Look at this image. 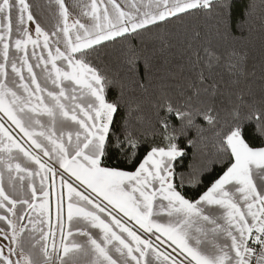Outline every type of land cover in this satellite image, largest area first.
<instances>
[{"label":"snow or ice","instance_id":"obj_1","mask_svg":"<svg viewBox=\"0 0 264 264\" xmlns=\"http://www.w3.org/2000/svg\"><path fill=\"white\" fill-rule=\"evenodd\" d=\"M53 3L48 27L39 4L0 0V264H264V146L246 139L239 112L221 139L226 166L189 198L183 174L176 180L177 133L197 116L214 123L213 110L166 101L165 143L138 158L134 131L113 130L118 101L88 59L104 42L211 11L213 0ZM247 119L264 136V112ZM113 145L130 168L111 162Z\"/></svg>","mask_w":264,"mask_h":264},{"label":"trees","instance_id":"obj_2","mask_svg":"<svg viewBox=\"0 0 264 264\" xmlns=\"http://www.w3.org/2000/svg\"><path fill=\"white\" fill-rule=\"evenodd\" d=\"M213 2L211 11H193L160 27L125 34L95 46L88 57L106 76V98L118 101L113 130L121 139L126 124L134 131L138 158L150 146L165 143L158 114L164 115L160 106L166 101L186 105L185 110H213L214 123L197 116V127L177 133L175 143L184 155L174 162L176 180L183 174L182 191L189 198L205 191L226 166L221 139L237 112L246 139L264 146L256 120L247 119L264 112V0ZM169 119L180 128L175 116ZM109 154L112 163L130 168L115 145Z\"/></svg>","mask_w":264,"mask_h":264},{"label":"crops","instance_id":"obj_3","mask_svg":"<svg viewBox=\"0 0 264 264\" xmlns=\"http://www.w3.org/2000/svg\"><path fill=\"white\" fill-rule=\"evenodd\" d=\"M71 2V3H75L76 0H66V3ZM118 3L121 4L122 7H125V10H128L126 5L130 4L132 2V0H117ZM29 3L31 4H39L40 8L36 9L33 8V12L34 15H36L38 18L41 19L42 21V26H48L50 27L52 24L55 23V12H56V8L54 3L52 4L51 7H49V0H29ZM136 3L138 6L143 5V6H147L149 3V0H136ZM30 28H34V25L29 24ZM38 177L36 178L37 183H38ZM5 180H7V174H5ZM25 185H27L28 181L25 180L24 181ZM66 191V190H65ZM52 206L54 208L55 206V193L53 192V196H52ZM213 214H217L215 212V210H213ZM3 226V223L0 222V227ZM78 239H83V237H78Z\"/></svg>","mask_w":264,"mask_h":264}]
</instances>
